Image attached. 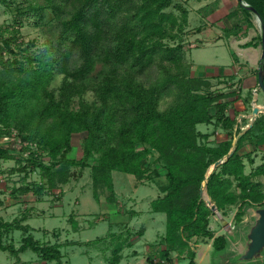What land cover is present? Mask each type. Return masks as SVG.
Returning a JSON list of instances; mask_svg holds the SVG:
<instances>
[{"label": "trees", "instance_id": "obj_1", "mask_svg": "<svg viewBox=\"0 0 264 264\" xmlns=\"http://www.w3.org/2000/svg\"><path fill=\"white\" fill-rule=\"evenodd\" d=\"M13 1L0 4L10 8ZM26 1L28 14L39 21L50 12L56 32L43 49L33 52L35 42L20 41L22 21L16 20L12 28L0 26V141L17 132L14 144L0 147V160L13 159L11 150L27 153L17 172L44 173L39 185L13 189V198L21 193L41 199L58 189L62 194L75 177L74 168L91 170L96 201L105 190L108 200L116 202L113 172L139 183L162 181L160 196L151 204L153 213L167 218L161 264H177L174 256L187 251L190 264H195L188 243L195 237L213 240L216 255L224 253L230 242L226 235L211 232L210 219L216 214L201 190L212 167L225 160L209 175L206 187L221 216L237 208L240 226L249 208L264 207V163L247 173V165L255 162L252 154L241 153L264 136V115L242 134L247 120L242 126L230 114V100L238 96L234 85L228 91L214 90L209 80L192 77L191 67L187 71L185 6L176 0ZM243 2L258 12L264 25V0ZM239 9L251 26L252 12L240 3ZM259 46L261 35L247 45ZM155 70L157 79L148 83L145 77ZM58 78L60 85L53 90ZM172 96L174 105L161 109V102ZM200 125L221 128L227 138L210 145V135L201 133ZM81 134L83 157L76 160L71 157L72 141ZM155 156L160 168L149 164ZM27 220V215L12 222L0 217V251L17 258L14 264H25L20 255L27 251L45 262L65 264L60 246L37 241L32 228L24 225ZM16 231L23 234L18 249L4 242ZM123 246L121 241L115 246L112 264H119Z\"/></svg>", "mask_w": 264, "mask_h": 264}, {"label": "rangeland", "instance_id": "obj_2", "mask_svg": "<svg viewBox=\"0 0 264 264\" xmlns=\"http://www.w3.org/2000/svg\"><path fill=\"white\" fill-rule=\"evenodd\" d=\"M38 1L44 4L42 0ZM176 2L182 3L183 0H176ZM28 6L29 3L26 0H15L12 2L10 8L0 4V26L12 28L16 26V20L22 21L20 41L25 44L35 42L36 46L32 51L38 52L39 49H43L46 40L55 34V23L51 22L52 15L50 12H47L45 20L39 21L33 15L28 14ZM20 12H22L21 15ZM168 12L177 13L173 9H170ZM182 40L186 42L187 38L185 37ZM169 44L173 45L174 43L169 42ZM191 45L192 43L186 44L185 59L190 62L194 61L197 64H203V66L207 64L206 62L213 60L216 51L210 44H203L198 49H191ZM187 60L184 61L189 72L190 66ZM158 75V72L155 70L149 73L145 79L148 83H154ZM60 81V78H58L53 83V90L59 87ZM86 99L91 101V95H87ZM174 100L173 96L164 99L161 102V109L166 110L170 108L171 105H174ZM248 125L250 124L247 123L245 128ZM198 130L203 134L210 135V145H216L227 138L225 132L215 126L200 125L198 126ZM83 137H85L83 134L73 137L71 157L76 160H80L83 157L81 150ZM10 155L13 159L0 160V217L7 222L20 219L24 215L33 217L27 224L33 228L32 234L34 238L43 243L51 240L50 243H56V240H53L56 237L54 235L56 233H53L51 238H49V236H45L41 231L49 230L53 232L57 230L60 231L59 234L62 232L59 241L67 244V246L61 249L62 253L66 255V258L63 259L64 263L112 264L110 260L114 257L113 250L120 241L124 242V252L122 253L124 257L120 264H151V261L157 260L162 256V249H159V247L162 242L161 237L166 233L167 218L165 214L150 213V203L148 202L150 198L157 197L155 196L159 191L157 185L162 181H157L158 184L151 182L144 183L146 184L145 186L150 188L148 190H145L143 186L135 189L136 180L133 176L113 172L112 177L115 185L116 202L108 200L109 194L105 190L100 191V199L96 201L93 194L91 170L74 168L72 171L75 177L71 179L68 185L63 187V194H60V190L58 189L54 194H49L48 192L41 199L32 194L24 196L21 193L16 195L17 198H13V189L22 187L23 185H39L44 181V173L40 169H36L34 172L29 171L27 174L18 173L17 171L24 166L23 163H26L25 160L29 155L27 153L21 155L13 150L10 151ZM156 159L157 156L149 160L152 168L159 167ZM45 160V165L48 166L49 159L45 157ZM13 171H16V173H13ZM249 172L250 169L247 170V173ZM145 193L150 195H145ZM141 194H143V199L145 196H148V200L139 201V199H142ZM130 198H137V204L133 205V202L129 200ZM16 200L20 202L14 207L13 201ZM7 202L8 204L6 205ZM132 209L141 211L142 214L139 217L131 218ZM236 213L237 208L234 207L229 210L226 218L215 215L210 219L209 228L215 237L227 234L226 229L221 224L222 219H225L232 226L230 246L224 253L216 255L213 248V240L209 238L195 237L189 240V247L196 255L194 259L195 264H244L236 263L231 259L237 258L246 249V236L249 228L254 224L257 215L256 209L249 208L243 223L238 226L235 220ZM129 224L131 228H129ZM142 227L146 229L145 237L137 244V249H133V242L136 241L137 236L143 231ZM20 236V232H16L12 236L11 240L16 248L20 246ZM120 236H122V240L117 239ZM8 239L10 238L8 237ZM100 240L102 242H99ZM73 241H81L84 244L80 242L79 244L81 245L69 246ZM86 241L89 244L85 245ZM153 242L155 243L151 250L148 251L143 247L145 243ZM5 243L9 244L8 241ZM174 257L177 264H190L191 259L188 256V251L180 257L177 254ZM20 258L28 264H57L55 261L43 262L31 251L20 255ZM16 260L17 258L11 256L8 252L0 251V264H12ZM249 264H259V262Z\"/></svg>", "mask_w": 264, "mask_h": 264}, {"label": "crops", "instance_id": "obj_3", "mask_svg": "<svg viewBox=\"0 0 264 264\" xmlns=\"http://www.w3.org/2000/svg\"><path fill=\"white\" fill-rule=\"evenodd\" d=\"M182 4L189 12V23L187 27L188 36L186 37V44L192 43L191 49H198L203 44H210L216 51L213 56V60L206 62L207 64L205 66H203V64H197L194 61H191V63L186 59L191 67V76L209 80L212 83L214 90L218 89L228 91V87L234 85L233 90L237 91L238 96L230 100L233 102L231 104L230 114L232 117H236L239 124L242 125V121L247 120V123L251 125L252 122L250 123V121L252 119L253 110L255 108H264V94L261 90H259L258 85L262 46H259L257 48L247 47L248 44L253 41L255 42L258 36L261 35L260 26L257 19L253 17L251 19V26H249L247 23V16L243 14V11L239 9L238 0H183ZM198 29H201V31L198 32ZM247 100L249 101V103L247 102ZM261 115L264 114H260L258 117H260ZM250 125H248L247 128H242V134L245 133ZM209 127L213 126L211 125ZM241 153L252 154V159L254 160L255 164L253 166L247 165V170L250 169V172L253 168H256L263 164L264 136H260L256 140V145L247 144L242 149ZM135 182V189H137L139 186H143L145 187V190H148L149 187L145 186L147 184L146 182ZM159 191L158 193H156V195L154 194L157 197L150 198L149 200L147 199L148 196H145V198L143 199V194H141L142 199H139V201H144L146 199L148 200V202L150 203V213H153L151 209L152 202L160 196ZM63 193L64 189L62 190V194ZM145 195L150 194L145 193ZM129 200L133 202V205L137 204V198H130ZM8 202L6 203V205L8 204ZM18 202L20 201H13L14 207L15 205L19 204ZM132 210L133 211L130 214L131 218L139 217L142 214L141 211H137L135 209ZM27 216L28 220L24 223V225H29L27 224L28 221L33 218L29 215ZM128 226L129 228H131L130 224ZM142 229L143 231H141L139 236H137L136 241L133 242V249H137V244L145 237L146 229L144 227H142ZM16 232L11 233L8 236L10 239L5 236L4 242L8 241L9 244H13L11 239L13 238L12 236L16 234ZM41 232H43L45 236H49V238H51L53 233H56L54 234L56 237L53 239L56 240V243H50L52 240L44 243L40 241L42 244L58 245L60 246V250L64 246H67V244L59 241L62 236V232L61 234H59L60 231L57 230H54L53 232L49 230ZM20 233V237L22 240L23 234L22 232ZM165 235L161 237L162 240L164 239ZM21 240L19 241L20 246ZM80 242L81 241H73V243L69 246L81 245L79 244ZM155 242L145 243L143 247H145L149 251L153 248L152 246ZM81 243L84 244L83 242ZM87 244H89V242L87 243L86 241L85 245ZM13 245L15 246V244ZM163 248L164 247H162L160 244L159 249ZM123 250L120 253V262L124 257L122 255V253L124 252ZM65 256L66 255L63 254V259L66 258ZM21 262L28 264L27 262L22 260Z\"/></svg>", "mask_w": 264, "mask_h": 264}, {"label": "water", "instance_id": "obj_4", "mask_svg": "<svg viewBox=\"0 0 264 264\" xmlns=\"http://www.w3.org/2000/svg\"><path fill=\"white\" fill-rule=\"evenodd\" d=\"M238 1L244 8L252 12V14L257 19L259 26H260L261 38H262V56H261V65H260L259 76H258V85H259V90H261L262 93L264 94V25H263L261 17L259 16L258 12L255 9L251 8L248 4L243 2V0H238ZM260 114H264V108H255L253 110V115L251 119L252 123L256 120V118ZM251 126L252 124L250 125V127ZM234 152H235V147L232 149L230 154L226 157V160L229 159L234 154ZM224 162L225 160H221L217 164H215L212 167V169L209 171L208 177L214 170H216ZM208 177L201 190V196L206 201L208 207H210L211 210L216 215H219L220 217H222L221 214L218 212L217 207L212 203L207 193L206 187H207ZM254 209H256L257 218L255 219L254 224L248 230V233L246 236V240H247L246 249L244 250L243 254L239 255L237 258L231 259L232 261L236 263L249 264V263L259 262V264H264V207L254 208ZM221 224L224 227V229H226L227 231L226 237L228 238L230 242V239H231L230 233L232 231V226L225 219L221 220Z\"/></svg>", "mask_w": 264, "mask_h": 264}, {"label": "built area", "instance_id": "obj_5", "mask_svg": "<svg viewBox=\"0 0 264 264\" xmlns=\"http://www.w3.org/2000/svg\"><path fill=\"white\" fill-rule=\"evenodd\" d=\"M252 121V120H251ZM17 137V132L16 131H13V133H12V135H10L9 137H6V138H4L2 141H0V147L1 146H10L11 145V143H13V141L15 140V139H17L16 138ZM19 141V140H18ZM14 144V143H13ZM13 144H12V146H13ZM17 146H19V144H17L16 145V147ZM154 264H161V262H160V260L159 259H157V260H155V262H154Z\"/></svg>", "mask_w": 264, "mask_h": 264}]
</instances>
